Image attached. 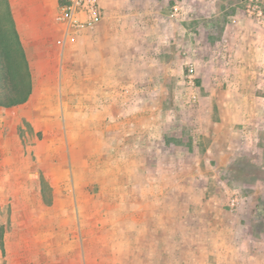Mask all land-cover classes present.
<instances>
[{
    "label": "rangeland",
    "instance_id": "rangeland-1",
    "mask_svg": "<svg viewBox=\"0 0 264 264\" xmlns=\"http://www.w3.org/2000/svg\"><path fill=\"white\" fill-rule=\"evenodd\" d=\"M3 1L0 11H6ZM120 1L146 19L160 13L168 18L170 47L145 57L141 76L147 82L117 87L113 104H99L104 113L107 105L119 110V119L77 117L97 104L71 101L74 88H62L70 99L61 105L62 117L39 118L47 114L40 112L33 118L26 106L0 113V264H25L26 257L43 264L80 254L81 240L114 238L112 224L123 223L114 209L128 201L137 209L142 184L132 174L136 195L127 201V183L113 182V158L121 164L157 160V166L141 168L149 186L168 194L164 205L178 210L182 239L209 244L229 224L239 253L249 264H264V88H246L254 104H245L235 85L237 70L248 64L249 76L264 80V26L247 14L250 0ZM3 11L0 39L17 48ZM160 20L155 28L166 22ZM114 121L129 132L113 135ZM129 143L131 150L117 149ZM92 162L99 167L91 168ZM114 187L119 193L112 194ZM122 232L116 236L123 238ZM95 246L86 250L99 252ZM195 253L202 250L195 247Z\"/></svg>",
    "mask_w": 264,
    "mask_h": 264
},
{
    "label": "crops",
    "instance_id": "crops-1",
    "mask_svg": "<svg viewBox=\"0 0 264 264\" xmlns=\"http://www.w3.org/2000/svg\"><path fill=\"white\" fill-rule=\"evenodd\" d=\"M101 3L104 18L99 25L92 30L66 36L64 39L61 36L63 25L55 18L58 0H7L30 71L32 90L24 103L0 106L1 114L2 112L12 114L26 106L33 118L39 117L36 113L40 112L47 114L39 118H58L62 117L61 105L71 99L76 103L97 104L95 111L84 112L80 109L76 116L81 119L88 116L113 121L121 117V112L111 111L110 105L106 106L105 113L100 111L102 105L99 104L104 102L113 104L117 87L147 82L141 76L143 68L146 67L145 59L149 54L159 55L157 53L167 51L170 47L171 38L168 33L170 22L160 13L148 16L150 17L148 23V17L146 19V16H142L137 8L132 10L131 7L122 5L120 0H101ZM161 18L160 22H166H163L159 29L155 28L154 24L157 22L154 20L159 23ZM148 28L151 32L146 31ZM230 29L236 28L232 24ZM61 38L64 39L63 43L59 42ZM173 39L174 42H178L180 38L177 36ZM146 44L150 46L146 47ZM158 48H161L160 51ZM163 54L162 52L160 57ZM160 64L163 65L162 57ZM249 65V68H245L244 65V68L237 70L241 74L235 85L240 89L241 102L254 104V96L246 95L245 90L256 87V83L264 88V80L258 82L255 74L249 76L252 72ZM62 88H74V93L69 96L70 99L67 91ZM122 115H126V112H122ZM64 116L68 115L64 114ZM243 116L244 111L241 114V117ZM119 123L120 121H114L113 126L110 127L113 135L117 130L120 133L129 132L125 126L116 127ZM142 132L145 136L146 132L144 130ZM117 149L124 152L131 150L130 143ZM127 161V164H121L120 158H113L109 162L114 171L113 182L127 183L128 191L122 194L127 201L132 200L136 194L131 190L130 181L132 174L137 175L138 181L142 184L138 193L139 207L137 209L132 207L128 201V206L120 210L114 209L116 210L114 215L123 220L122 226L118 222L112 224L114 238L105 242L81 240L80 254L59 255L48 260L50 262H42L43 264L52 262L56 264H179L183 262L249 264L245 256L239 253L240 246L236 244L238 241L235 238L234 227L229 224H226L225 235H219L218 239L209 241V244L208 242L199 244L200 242L195 239H182L183 234H180V231L184 226L178 221V210L173 207L169 209L164 205L168 194H165L158 185L155 188L149 186L150 181L146 170L143 169L152 164L157 166V160H154V163L148 160L128 159ZM96 164H91V168L99 167ZM123 165H126V170L121 169ZM82 166L89 167V163ZM136 167H139L138 172L133 169ZM115 188L112 194L119 193L118 190H114ZM120 230L123 231V238L116 236ZM89 243H97L98 245L94 246L99 248V252L95 251L96 249L86 250L88 246L94 247ZM195 247L201 249L202 253L196 254ZM30 259L26 257L23 262L35 264L34 258Z\"/></svg>",
    "mask_w": 264,
    "mask_h": 264
},
{
    "label": "trees",
    "instance_id": "trees-1",
    "mask_svg": "<svg viewBox=\"0 0 264 264\" xmlns=\"http://www.w3.org/2000/svg\"><path fill=\"white\" fill-rule=\"evenodd\" d=\"M3 2L7 4V0ZM5 12L12 21L17 48L11 45L9 39V44L0 39V106H14L28 99L32 90L31 75L8 5Z\"/></svg>",
    "mask_w": 264,
    "mask_h": 264
},
{
    "label": "built area",
    "instance_id": "built-area-1",
    "mask_svg": "<svg viewBox=\"0 0 264 264\" xmlns=\"http://www.w3.org/2000/svg\"><path fill=\"white\" fill-rule=\"evenodd\" d=\"M246 12L264 26V0H250ZM55 18L63 25L64 36H70L94 29L103 20L104 9L101 0H58Z\"/></svg>",
    "mask_w": 264,
    "mask_h": 264
}]
</instances>
